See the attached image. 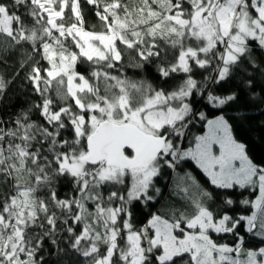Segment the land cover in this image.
<instances>
[{"label": "snow or ice", "instance_id": "snow-or-ice-1", "mask_svg": "<svg viewBox=\"0 0 264 264\" xmlns=\"http://www.w3.org/2000/svg\"><path fill=\"white\" fill-rule=\"evenodd\" d=\"M14 56L0 100L25 69L36 99L0 114V264H264V121L237 128L264 116V0H0ZM188 161L215 191L176 173L157 207Z\"/></svg>", "mask_w": 264, "mask_h": 264}, {"label": "trees", "instance_id": "trees-1", "mask_svg": "<svg viewBox=\"0 0 264 264\" xmlns=\"http://www.w3.org/2000/svg\"><path fill=\"white\" fill-rule=\"evenodd\" d=\"M88 20L89 23L98 25L95 15L91 12L89 13ZM18 59V56H14L7 60V66L0 64V72H3L8 79H11L19 70V64L17 63ZM26 71V69L20 70L19 76L11 84L3 100H0V114H3L5 117L14 115L22 108H25L32 100L36 99V97L31 94L30 87L24 79ZM125 74L132 79L142 78L138 70L132 68H125ZM148 79L155 82V78L152 75H148ZM248 115L252 117L251 121L245 120L241 124H238V134L259 137V132L250 133L249 130L255 127L259 122L264 121V116L260 115V109H251ZM193 131L197 132V129H193ZM253 151L257 158H264V146L260 145L258 142L253 145ZM184 172L193 173L204 187L208 190L215 191L208 183L207 178L195 167L194 162L188 161L179 165L175 172L171 169L164 170L163 178L159 179L157 182V186L161 188V197L159 198L157 207L168 203H174L176 206H180L181 202L173 195V188L176 173L183 175ZM236 191L238 194L242 192V195L238 197L241 200L244 198H254V196L258 194L252 193L249 190L237 189ZM240 207L242 208L243 206L241 205Z\"/></svg>", "mask_w": 264, "mask_h": 264}]
</instances>
